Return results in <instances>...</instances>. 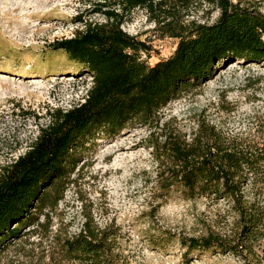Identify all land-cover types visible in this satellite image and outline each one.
<instances>
[{"label":"rangeland","instance_id":"1","mask_svg":"<svg viewBox=\"0 0 264 264\" xmlns=\"http://www.w3.org/2000/svg\"><path fill=\"white\" fill-rule=\"evenodd\" d=\"M118 1L0 0V168L28 150L39 127L48 124L46 110L83 102L91 74L53 44L87 24L104 23L107 11L121 14ZM245 1L264 14L263 0ZM170 4L163 9L170 11ZM156 14L136 8L123 14L120 27L148 46L140 57L149 66L174 52L173 28L211 25L218 17L201 1L177 8L172 18ZM197 123L227 136L264 140V68L227 60L210 80L162 108L151 125L85 136L72 174L48 190L49 203L36 214V224L0 251V264H46L54 241L74 236L85 221L106 229L119 264H244L211 250L186 253L180 245L183 237L232 235L236 218L227 203L161 190L158 176L167 168L155 161L147 141L162 143L167 134L188 141Z\"/></svg>","mask_w":264,"mask_h":264},{"label":"trees","instance_id":"2","mask_svg":"<svg viewBox=\"0 0 264 264\" xmlns=\"http://www.w3.org/2000/svg\"><path fill=\"white\" fill-rule=\"evenodd\" d=\"M198 1L218 11L211 25L178 26L170 57L149 66L141 60L145 42L124 33L123 14L144 8L162 20ZM247 2V4H246ZM264 2V0H263ZM171 5L170 11L164 6ZM245 0H120L121 14L105 12V22L87 24L72 38L53 44L91 74L83 102L67 110H46V126L28 150L0 168V251L36 224L49 192L72 174L75 152L85 136L116 135L134 123L151 125L157 114L183 93L210 80L227 60L264 68V14ZM162 24L164 21H161ZM167 26H172L168 22ZM161 190H178L186 200L225 202L236 218L232 235L183 237L186 253L215 251L244 264L264 261V140L227 136L197 123L190 140L169 134L147 141ZM260 244L261 251H255ZM46 264H119L110 235L85 221L72 237L54 241Z\"/></svg>","mask_w":264,"mask_h":264},{"label":"bare ground","instance_id":"3","mask_svg":"<svg viewBox=\"0 0 264 264\" xmlns=\"http://www.w3.org/2000/svg\"><path fill=\"white\" fill-rule=\"evenodd\" d=\"M37 4V3H36Z\"/></svg>","mask_w":264,"mask_h":264}]
</instances>
